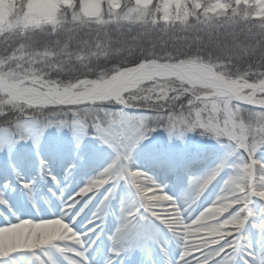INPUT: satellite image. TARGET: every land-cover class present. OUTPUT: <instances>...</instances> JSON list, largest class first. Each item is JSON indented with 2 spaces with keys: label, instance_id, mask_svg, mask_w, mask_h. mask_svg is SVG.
Listing matches in <instances>:
<instances>
[{
  "label": "snow or ice",
  "instance_id": "6c2138e0",
  "mask_svg": "<svg viewBox=\"0 0 264 264\" xmlns=\"http://www.w3.org/2000/svg\"><path fill=\"white\" fill-rule=\"evenodd\" d=\"M0 14V264H264V0ZM53 128L69 139L46 142ZM193 132L215 146L199 173L180 150Z\"/></svg>",
  "mask_w": 264,
  "mask_h": 264
},
{
  "label": "trees",
  "instance_id": "16d2710c",
  "mask_svg": "<svg viewBox=\"0 0 264 264\" xmlns=\"http://www.w3.org/2000/svg\"><path fill=\"white\" fill-rule=\"evenodd\" d=\"M125 0L123 1V3ZM156 2V1H155ZM154 2V3H155ZM162 23V22H161ZM153 137L162 143H164V139L167 137V134L164 132H158L153 133ZM168 138V137H167ZM69 139V134L66 130L57 132L55 128L49 129L47 133L45 134V141L46 142H56V143H62ZM147 144V142H145ZM196 143H203L207 147L204 149H201L199 151H195L194 144ZM180 150L182 151L183 155L188 158L192 159L194 156H204L208 154H214L215 152V146L214 142L211 140H208L205 137H201L198 133H188L186 137L184 138L183 144L180 145ZM100 152H104L105 149H98Z\"/></svg>",
  "mask_w": 264,
  "mask_h": 264
},
{
  "label": "bare ground",
  "instance_id": "6f19581e",
  "mask_svg": "<svg viewBox=\"0 0 264 264\" xmlns=\"http://www.w3.org/2000/svg\"><path fill=\"white\" fill-rule=\"evenodd\" d=\"M164 181L167 182L165 179ZM180 190L176 189L174 191H171L173 193H178ZM113 229V222L112 220H109L108 223L105 226V233H110ZM177 249L175 247L174 243H170L168 245V253L169 259H173L176 255ZM123 260V264L134 262L135 264H164L163 258L161 254L157 250H153L151 260H149L145 255L141 254L140 252H133L127 256H124L121 258Z\"/></svg>",
  "mask_w": 264,
  "mask_h": 264
},
{
  "label": "rangeland",
  "instance_id": "374dc122",
  "mask_svg": "<svg viewBox=\"0 0 264 264\" xmlns=\"http://www.w3.org/2000/svg\"><path fill=\"white\" fill-rule=\"evenodd\" d=\"M123 1L124 0H120L121 4H123ZM155 1L156 0H153V2H155ZM165 142L168 143V140L166 139ZM199 147L200 148H206L207 146L197 143V146H195V150H197L196 148H199ZM257 155L259 158L264 159V153H258ZM192 160L198 161V163L194 164L192 166V168L190 169V171L193 173H199V172L203 171V169L206 166L211 165V163H212L211 157H209V158H205V157L198 158V157H196L195 159L193 158ZM158 179H160V178H158ZM164 182L169 185L170 191H174L176 189L181 190L183 187H185V184L180 179H177V178H174L173 180H167V182L166 181H164ZM252 243H253V245H255L257 243V236L256 235H252Z\"/></svg>",
  "mask_w": 264,
  "mask_h": 264
},
{
  "label": "clouds",
  "instance_id": "9594fccd",
  "mask_svg": "<svg viewBox=\"0 0 264 264\" xmlns=\"http://www.w3.org/2000/svg\"><path fill=\"white\" fill-rule=\"evenodd\" d=\"M0 21H2V14H0Z\"/></svg>",
  "mask_w": 264,
  "mask_h": 264
}]
</instances>
